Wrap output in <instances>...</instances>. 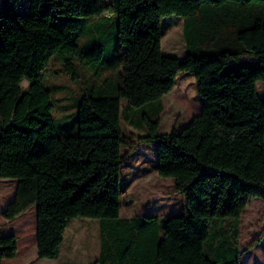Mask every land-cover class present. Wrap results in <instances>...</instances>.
I'll return each instance as SVG.
<instances>
[{"label":"trees","instance_id":"16d2710c","mask_svg":"<svg viewBox=\"0 0 264 264\" xmlns=\"http://www.w3.org/2000/svg\"><path fill=\"white\" fill-rule=\"evenodd\" d=\"M15 1L0 0V178L18 180L0 211V259L19 252V235L5 232L1 216L11 221L36 206L40 258L59 257L67 226L83 216L100 224L91 264H241L242 213L250 199L264 201V96L256 88L264 81V0H28L27 12ZM169 15L183 18L182 56L162 51ZM112 20L118 82L83 93L78 133L60 135L45 70L57 55L62 72L76 60L96 72ZM89 24L101 39L81 45ZM180 71L194 75L201 110L181 130L159 132L162 96ZM121 98L128 121L130 109L145 111L139 141L156 143L157 172L174 178L190 212L164 224L158 215H120L129 156L121 146L135 142L121 127Z\"/></svg>","mask_w":264,"mask_h":264},{"label":"rangeland","instance_id":"374dc122","mask_svg":"<svg viewBox=\"0 0 264 264\" xmlns=\"http://www.w3.org/2000/svg\"><path fill=\"white\" fill-rule=\"evenodd\" d=\"M15 9L28 11V0H16ZM103 17L105 14L102 15ZM116 14H114V17ZM114 20V19H113ZM108 23L103 43L105 60L95 72L87 63L75 61V70L60 71L64 65L62 58L55 55L51 58L45 70V82L51 86L53 95V112L57 133L60 135H75L78 133V104L80 96L86 91L98 92L101 87H111L118 82L122 66L116 54L117 41L114 38L115 25ZM92 20H90L91 22ZM165 31L162 37L164 53L182 56L186 50L183 34V18L169 15L162 18ZM98 31L91 24L84 26L79 43L93 44L99 42ZM109 47V49H108ZM111 49V50H110ZM122 46L120 45V51ZM110 51V52H109ZM23 89H28L29 81H22ZM257 92L264 96V81L256 83ZM111 89V88H110ZM164 110L161 113L159 132L181 130L190 119L201 110V97L197 90L194 75L180 71L173 89L162 96ZM128 100L121 98V127L135 140L132 145H122V153L129 151L126 165L121 171V209L122 217L133 215H158L160 224L173 214L190 212L185 198L174 187L173 177L161 176L156 169L157 146L155 142H140L139 136L148 133L144 126L142 107L130 109L132 121L126 118ZM142 114V115H141ZM148 116H152L148 112ZM139 121V122H138ZM141 122V123H140ZM7 180V181H6ZM14 178H0L2 188L1 206L7 198L6 188L15 185ZM83 224V228L80 225ZM74 233L73 240L70 234ZM61 252L57 258H40L38 264H91L100 252V224L96 217H75L71 220L64 233ZM264 201L258 197L249 200L241 216L240 246L245 251L241 264H264ZM257 239V238H259ZM257 239V240H255ZM254 242V245H252Z\"/></svg>","mask_w":264,"mask_h":264},{"label":"crops","instance_id":"0c3cea01","mask_svg":"<svg viewBox=\"0 0 264 264\" xmlns=\"http://www.w3.org/2000/svg\"><path fill=\"white\" fill-rule=\"evenodd\" d=\"M11 181H15L14 182L15 185L12 188L5 187L7 191V198L3 202V207L1 206L0 203L1 213L5 209L8 201L12 199L15 195L18 180H11ZM1 197H2V188L0 187V198ZM1 221L5 222L3 224V226L6 229L5 232H12L19 235V241H18L19 252L16 257L0 259V264H38L39 256H38V238H37V207L33 206L29 211L23 213L22 215L11 221H5V219L1 216ZM83 227H84L83 224L80 225V228ZM70 235L72 236L71 239L73 240L74 233Z\"/></svg>","mask_w":264,"mask_h":264}]
</instances>
